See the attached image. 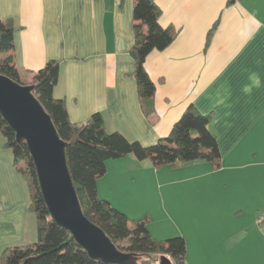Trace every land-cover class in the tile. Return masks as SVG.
<instances>
[{"label": "crops", "instance_id": "1", "mask_svg": "<svg viewBox=\"0 0 264 264\" xmlns=\"http://www.w3.org/2000/svg\"><path fill=\"white\" fill-rule=\"evenodd\" d=\"M153 2L160 25L176 38L146 58L156 85L151 119L140 106L130 55L134 0H0V20L16 28L9 54L23 82L60 62L54 97L65 101L72 124L100 113L107 132L151 146L188 107L210 115L220 167L110 160L98 195L131 220L146 218L157 240L183 237L187 264H264V0ZM0 135L1 255L35 243L37 221Z\"/></svg>", "mask_w": 264, "mask_h": 264}, {"label": "trees", "instance_id": "2", "mask_svg": "<svg viewBox=\"0 0 264 264\" xmlns=\"http://www.w3.org/2000/svg\"><path fill=\"white\" fill-rule=\"evenodd\" d=\"M160 15L161 10L153 0H134V44L130 55L135 63L134 76L140 106L148 119L156 113V85L145 69L146 58L153 51L165 50L176 38L175 30L160 25ZM215 27L210 31L208 43ZM15 33L16 28L11 21L0 20V74L19 84L34 87V96L67 144L68 168L84 215L106 234L119 251L136 257L137 264H156V257L162 255L168 256L173 264H187V247L183 237L155 239L148 231L146 218L131 220L100 199L97 181L106 174L108 161L129 156L138 161L149 160L156 168L179 167L194 162H210L220 167L221 153L210 127L211 116L203 115L190 106L173 126L169 136L151 146L130 141L119 132H107L100 113L92 115L84 124H72L65 101L54 97L60 62L49 61L34 73L31 84L23 82L14 56L9 54L14 49ZM0 132L5 139V147L13 153L18 175L27 185L29 210L35 214L37 221L36 242L5 248L0 255V264H112L91 258L68 231L52 220L27 144L17 140L14 130L1 114Z\"/></svg>", "mask_w": 264, "mask_h": 264}, {"label": "water", "instance_id": "3", "mask_svg": "<svg viewBox=\"0 0 264 264\" xmlns=\"http://www.w3.org/2000/svg\"><path fill=\"white\" fill-rule=\"evenodd\" d=\"M32 85H22L0 74V114L23 140L32 157L44 202L52 220L96 260L137 264L136 257L119 251L106 234L82 212L67 162V144ZM158 264H173L166 255Z\"/></svg>", "mask_w": 264, "mask_h": 264}, {"label": "built area", "instance_id": "4", "mask_svg": "<svg viewBox=\"0 0 264 264\" xmlns=\"http://www.w3.org/2000/svg\"><path fill=\"white\" fill-rule=\"evenodd\" d=\"M258 223H259V225L262 227L263 232H264V212L261 213V215L259 216V218H258Z\"/></svg>", "mask_w": 264, "mask_h": 264}, {"label": "rangeland", "instance_id": "5", "mask_svg": "<svg viewBox=\"0 0 264 264\" xmlns=\"http://www.w3.org/2000/svg\"><path fill=\"white\" fill-rule=\"evenodd\" d=\"M0 134H1V132H0ZM1 136V135H0ZM9 150V149H8ZM9 152H11V154H12V151L11 150H9ZM37 237V236H36ZM37 239H35V241H36ZM159 258H160V256H157L156 257V259H157V262H156V264H158V260H159Z\"/></svg>", "mask_w": 264, "mask_h": 264}]
</instances>
